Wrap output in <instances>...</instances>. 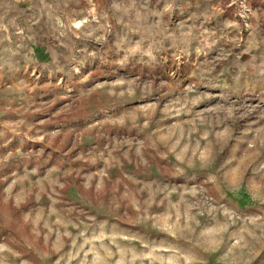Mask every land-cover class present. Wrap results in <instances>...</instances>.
<instances>
[{"label":"rangeland","instance_id":"rangeland-1","mask_svg":"<svg viewBox=\"0 0 264 264\" xmlns=\"http://www.w3.org/2000/svg\"><path fill=\"white\" fill-rule=\"evenodd\" d=\"M1 226L0 264H264V0H0Z\"/></svg>","mask_w":264,"mask_h":264},{"label":"trees","instance_id":"trees-1","mask_svg":"<svg viewBox=\"0 0 264 264\" xmlns=\"http://www.w3.org/2000/svg\"><path fill=\"white\" fill-rule=\"evenodd\" d=\"M63 189H64V190H67L68 187H67V186H64ZM8 202H9L8 205L12 208V210H13L14 212H18V207H16V206L13 204V202H12L11 200L8 201ZM9 224H10V223H9ZM4 228H5L4 226H1V227H0V233H1V235L4 234V233H3V231H5Z\"/></svg>","mask_w":264,"mask_h":264},{"label":"bare ground","instance_id":"bare-ground-1","mask_svg":"<svg viewBox=\"0 0 264 264\" xmlns=\"http://www.w3.org/2000/svg\"><path fill=\"white\" fill-rule=\"evenodd\" d=\"M77 23L81 24V23H83V20L80 19V20L77 21Z\"/></svg>","mask_w":264,"mask_h":264}]
</instances>
